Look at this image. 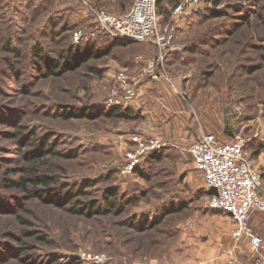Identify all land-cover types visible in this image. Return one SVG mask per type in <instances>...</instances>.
I'll return each instance as SVG.
<instances>
[{
    "label": "rangeland",
    "instance_id": "rangeland-1",
    "mask_svg": "<svg viewBox=\"0 0 264 264\" xmlns=\"http://www.w3.org/2000/svg\"><path fill=\"white\" fill-rule=\"evenodd\" d=\"M126 1L134 0L94 5L122 14L131 6ZM183 1L166 0L161 11L156 2L158 26L176 28L167 48L133 41L109 53L104 49L111 38L78 0L0 2V264L193 263L231 223L226 212L209 207L210 192L188 151L199 134L222 143L242 135L264 190V0H201L174 15ZM39 3L41 14L29 21L28 9ZM184 16L180 39L177 22ZM79 28L97 31L74 42ZM7 38L16 54L4 49ZM35 44L60 65L55 73L32 55ZM172 47L177 52L167 61ZM90 48L97 55L83 58ZM160 55L155 74L146 73ZM64 64L77 66L61 71ZM120 71L136 81L138 93L143 79L153 83L140 97L141 108L132 105L138 94L120 106L130 108V119L63 116V109L111 107ZM135 134L163 142L158 159L143 157V175L122 172ZM23 180L22 189L7 185ZM82 183L89 184L76 197L82 203L103 205L110 191L129 203L118 214L88 217L70 212L74 200L54 204L35 196ZM180 203L187 208L158 226H137ZM262 214L254 211L251 218L258 234H264ZM83 253L103 258L94 262Z\"/></svg>",
    "mask_w": 264,
    "mask_h": 264
},
{
    "label": "built area",
    "instance_id": "built-area-1",
    "mask_svg": "<svg viewBox=\"0 0 264 264\" xmlns=\"http://www.w3.org/2000/svg\"><path fill=\"white\" fill-rule=\"evenodd\" d=\"M91 14L98 25L110 38L129 39L133 41H152L159 50L167 48L174 38L176 28L158 26L157 0H134L129 10L122 14L98 9L94 0H78ZM201 0H184L176 5L174 15L186 11L188 5L199 4ZM97 30L85 31L76 29L73 32L74 42L89 35H95ZM163 56L150 60L146 73L155 74ZM138 94L136 81L128 73L120 71L116 75V87L109 102L111 106H125L133 101ZM134 147L126 153V163L123 173H132L143 157L163 146V142L155 137L145 138L135 134L132 137ZM246 139L237 134L230 142H219L213 134H199L189 145L195 168L203 175L205 188L210 192L208 205L214 210L226 212L232 222V237L239 241L248 239L251 249L258 254L255 264H264V239L249 226L251 213L264 214V190L262 174L255 164L244 153ZM263 191V195L259 191ZM94 262L101 261L103 254L83 253Z\"/></svg>",
    "mask_w": 264,
    "mask_h": 264
},
{
    "label": "trees",
    "instance_id": "trees-1",
    "mask_svg": "<svg viewBox=\"0 0 264 264\" xmlns=\"http://www.w3.org/2000/svg\"><path fill=\"white\" fill-rule=\"evenodd\" d=\"M4 1L0 0V2H4ZM48 1H51V0H48ZM164 1H166V0H157V6H158L159 11H161V8H163V2ZM205 1H210L214 5H218L223 0H205ZM125 3L132 5L133 1L131 3H130V1H126ZM2 4H4V3H2ZM42 9H43V3H39L33 7L30 6V8L28 9V12L30 13L28 20L29 21H30V19L34 20L36 18V16L34 17V14L37 12H38L37 15L41 14L40 12ZM132 42H133V40H129V39L111 38V41L108 43L107 47L104 49L105 50L104 52L109 53L110 51H112L116 47L128 46ZM10 43H11V40L9 38H7L3 42L4 49L11 50V52L16 54L17 53L16 49H9ZM31 52H32V55L39 60V62H41V63L43 62L46 67H49V71L51 73H55V69H58L60 67V65L58 63H55V61H54V65H53L52 60L49 59L48 57H46V55L44 54V51L40 45L35 44L31 48ZM90 55L91 56L97 55V51H94V49H92V48L86 49L85 53L82 54V57L86 58L87 56H90ZM79 61L82 62L83 59H82V61L81 60H79ZM76 64H70V65L64 64L63 66H61V71H65L69 68H74L77 66ZM53 68H54V70H53ZM129 111H130V108L121 109L120 106H111L106 110H104V108L102 109V108H96V107H92L89 109H87V108H80V109H72L71 108L69 110L63 109L62 114L64 117H71V118L72 117H87L90 119L96 118L99 115H105L107 117L118 118V119L124 120V119H130L131 118L129 115ZM19 132L20 131H18L17 134ZM161 152H162V148L146 154L145 157L158 159L161 155ZM141 165H142V162L138 166L135 167L134 172L140 173L141 175H143V173L141 172V169H140ZM13 183L14 182L9 181V183L7 185H16L22 189V188H25V184H26L25 180L19 182L18 184H13ZM86 186H89V184L88 183H82V184H80L79 187H74V186L71 187L69 191L56 190L57 194L54 196H52L53 195L52 193H50V194L49 193H39V194L36 193L35 196L39 197L41 200H43L45 202H50V203H54V204H66V203H69L70 201L74 200L73 204L69 208L70 212H72L76 215H86L88 217H92V216L97 215V214H109V213H117L118 214L119 212H121L123 210V208L125 207V204L129 203L128 199H124L123 201H119V199L117 198V195L114 191H110L108 193V196H105L106 199H105L103 205H99L96 201H89V202L82 203L78 199H76V197L83 194V190ZM185 208H187L186 203H180V204H176V205L172 204L168 208H166L161 213V215L159 217H156L149 222L145 221L142 223H138L137 226L139 227L140 230L146 231L150 228L156 227L159 224H161L166 216H168L170 214L181 212Z\"/></svg>",
    "mask_w": 264,
    "mask_h": 264
},
{
    "label": "crops",
    "instance_id": "crops-1",
    "mask_svg": "<svg viewBox=\"0 0 264 264\" xmlns=\"http://www.w3.org/2000/svg\"><path fill=\"white\" fill-rule=\"evenodd\" d=\"M184 22H187V16L180 18L177 22V26L181 28L178 29L177 32V36H179L180 39L185 34V28H183V25L185 24ZM175 52H177L175 47L167 49V54L164 58L167 61H170V57L172 56V54H176ZM152 84L153 83L151 82V79H143V81L140 82L138 97L132 102L133 106H138L137 108H141V105L143 103L140 101V97H142V95H145L146 93L148 94L149 91L153 90L151 87ZM228 135L229 138H231V133H228ZM259 194L263 195V191H259ZM252 215L253 212L251 213L249 220V226L251 229ZM262 216L263 217L261 218V224L264 227V214H262ZM232 227L233 222L231 220V223H229V227L227 228L225 234L222 235V237H217L216 239H214V241H212L210 245L201 247V253L198 255L199 258L194 260V262L190 264H255L258 254L251 249L248 239L243 238L239 241H235L231 237ZM259 235L264 239V234Z\"/></svg>",
    "mask_w": 264,
    "mask_h": 264
}]
</instances>
